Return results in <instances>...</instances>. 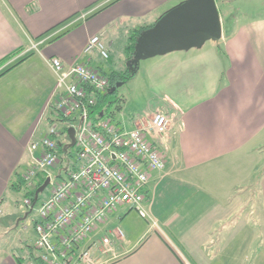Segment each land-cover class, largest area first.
I'll return each mask as SVG.
<instances>
[{"label":"crops","instance_id":"crops-1","mask_svg":"<svg viewBox=\"0 0 264 264\" xmlns=\"http://www.w3.org/2000/svg\"><path fill=\"white\" fill-rule=\"evenodd\" d=\"M101 1L0 0V60L22 49L0 70L24 58L0 76L1 220L7 194L15 190L11 184L32 158L31 143L55 118L59 87L51 57H60L65 67L81 60L98 64L95 56L83 55L91 36L104 31L113 47L109 33L154 22L171 4L105 0V8L95 10ZM221 19L219 41L144 58L148 68L155 65L166 100L146 112L171 117L166 168L149 180L146 232L135 240L120 237L112 213L94 233L93 239L109 235L113 241L106 253L93 252L100 264H264V12L245 20L235 15L228 26ZM208 51L215 71L207 85L182 87L192 69L208 67L196 63ZM206 171L227 177L209 181ZM0 264L18 262L10 254Z\"/></svg>","mask_w":264,"mask_h":264},{"label":"built area","instance_id":"built-area-1","mask_svg":"<svg viewBox=\"0 0 264 264\" xmlns=\"http://www.w3.org/2000/svg\"><path fill=\"white\" fill-rule=\"evenodd\" d=\"M104 35L103 31L91 36L83 55L107 59L111 47ZM50 61L59 87L54 92L53 111L64 121H59L60 126L51 122L30 145L35 165L21 174L26 187L34 190L33 183L39 178L50 177L51 191L32 208L36 210L34 256L16 253L15 257L23 258L19 264H36L35 258L44 264H100L93 250L109 251L113 241L109 235L93 239L99 226L122 205L139 210L142 216L147 214L144 204L151 199L150 177L166 168L164 151L171 117L154 110L141 115L130 128L109 115L94 120L90 109L97 95L110 87L105 67L102 71L97 64L82 60L65 67L58 56ZM72 126L76 151L75 156L70 152L67 157L60 146ZM57 164L60 167L56 172L53 168ZM34 178L38 180L34 182ZM25 199L31 207V199ZM120 234L123 237L122 231Z\"/></svg>","mask_w":264,"mask_h":264},{"label":"rangeland","instance_id":"rangeland-1","mask_svg":"<svg viewBox=\"0 0 264 264\" xmlns=\"http://www.w3.org/2000/svg\"><path fill=\"white\" fill-rule=\"evenodd\" d=\"M105 1V0H104ZM101 1L95 5V10L102 9L104 6L108 4V2ZM111 1V0H110ZM219 10L220 16H222L225 20V25H230L234 21L235 15L242 20L248 19L253 14H259L264 12V0H229V1H221L216 0ZM179 0H171V4L163 6V9L174 7L179 4ZM105 8V7H104ZM161 10L160 12L164 11ZM160 14V13H159ZM153 18V17H152ZM142 21V20H141ZM132 22H130L131 24ZM226 27V26H225ZM129 25L125 28L122 27L120 30H115L114 33H109V39L113 40L114 45L110 49L111 58L106 59L103 63V67L106 70H109L110 66L118 67L120 64H124V55L122 53L123 46L125 45L127 34H128ZM211 42L210 40L208 41ZM207 42V43H208ZM210 56L209 51L203 55L201 58L196 61L198 64L207 63L208 67H202L201 70L199 68L192 69L191 73L186 76H190V79L186 82L180 81L181 86L183 85L189 87L192 90V87L198 88L203 85L206 86L212 77L211 71H215L214 63L210 62L212 66H209ZM101 62V59L97 57L96 61ZM149 60V59H146ZM145 59L140 61L139 68V77L138 80H133V78L129 79L127 82H121L118 86L117 95L119 97V101L122 105L121 109L113 108V113H115V120L121 121L129 128L133 125V122L137 120L141 115L147 113L146 110L151 109L152 107H156L159 104H163L165 100L164 93H162V88H160L156 82L154 77L155 65H151V67L146 66ZM192 68V64L190 65ZM141 74V75H140ZM184 80V79H182ZM117 106V105H116ZM53 122V121H52ZM55 124L61 125V122L55 121ZM64 145L70 144V139L66 135L62 137ZM72 156H75V148L74 146L71 148ZM31 157V156H30ZM27 163V166L23 168L22 173L27 172L30 166H34L32 158ZM60 164H64L62 160ZM60 164L54 166L53 170L58 171ZM206 178L210 181L213 180L214 177H219V179L224 180L226 175L223 176V172L218 173L215 172H205ZM27 175V173L25 174ZM209 176H212L210 178ZM34 182L37 181V178L33 179ZM36 185V182L33 183ZM33 186V187H34ZM221 190L223 188H220ZM28 191V187L25 186L19 190H11L8 192V199L10 204L4 207L6 212L5 219H0V261L5 255H16V253H21L22 255L28 254V248L33 247V243L36 239V233L34 232V218L36 214L35 207L33 212H29V207L26 204L25 194ZM50 186H47L46 189L40 192V200L47 197L50 193ZM223 191V190H222ZM40 202V201H39ZM38 202V203H39ZM158 202V199H157ZM144 205L147 206L145 203ZM125 206L118 207L113 216L114 224L119 229V232H124V236L127 239H134L135 237L140 236L143 232H146L148 229V223L151 221L150 216H148V212L145 216H142L139 213V210L131 209L126 213L123 212ZM29 212V213H28ZM28 213V214H27ZM27 214V216H26ZM118 216V217H117ZM1 217V216H0ZM3 217V216H2ZM258 227V224H256ZM153 229V228H152ZM153 230H148L147 235L152 233ZM118 234L121 236V234ZM111 237V236H109ZM135 240V239H134ZM97 250V249H96ZM95 250H93L94 252ZM104 252V251H103ZM107 252V251H106ZM104 252V253H106ZM95 256V255H94ZM97 259V257H96Z\"/></svg>","mask_w":264,"mask_h":264},{"label":"water","instance_id":"water-1","mask_svg":"<svg viewBox=\"0 0 264 264\" xmlns=\"http://www.w3.org/2000/svg\"><path fill=\"white\" fill-rule=\"evenodd\" d=\"M222 35V19L216 0H183L161 15L154 25L140 32L135 42L133 56L127 59L126 66H129L133 74L138 71L139 62L144 58L173 50L196 48L202 46L207 39L219 41ZM69 137L75 142L73 126L69 128ZM49 182L50 177H47L39 185L29 212Z\"/></svg>","mask_w":264,"mask_h":264},{"label":"trees","instance_id":"trees-1","mask_svg":"<svg viewBox=\"0 0 264 264\" xmlns=\"http://www.w3.org/2000/svg\"><path fill=\"white\" fill-rule=\"evenodd\" d=\"M157 21V20H156ZM156 21L154 22H149V23H144V24H137L136 26L128 29V34H127V38H126V42L125 45L123 46V55H124V64H120L118 65V67H113L110 66L109 70L105 71V69H103V63L106 59H101V62H99L98 68H100L102 71H105L108 75V79L110 80V87L107 89V91H105V93L103 94H98L97 98H96V102L94 104L93 107H91L90 109V114H91V118L92 119H96V117L99 116H106L109 115L113 118H115V113H113V108L121 109L122 105L119 101V97L117 95L118 92V86H119V82H127L129 79L135 77L138 73V71H136L135 73L131 74L130 70H129V66H126V62L127 59L131 58L133 55V51L135 48V42L136 39L138 37V35L140 34V32L143 29L149 28V26H152L156 23ZM22 49H17L13 52H11V54H9L8 56H6L5 58L0 60V66L5 65V63L7 61H9V59H11V57L15 54H17L18 52H20ZM111 53L109 51V57L107 59L111 58ZM97 58V56H95ZM99 58V57H98ZM24 58L22 57L21 59L12 62L11 65L6 66L5 68H2L0 70V76H2L3 74L7 73V71L11 70L12 67H14L15 65L19 64L20 62H22ZM114 87H116L114 89ZM117 105V106H116ZM55 118L52 120L53 122L55 121H64L61 116H56L54 115ZM75 142H72L70 145H64V143L61 144L60 146V151H63L65 156L69 157L70 156V152H72L71 148L74 146ZM45 180V177H41L39 178V181L36 183V188L34 190H28L25 194V197H29L31 199V203H33L35 201L34 195H35V191L38 187H40L39 185L43 183V181ZM26 184V180L23 177V175L16 174V180L12 182L11 186L14 187L15 191L16 190H21ZM38 202L40 201V195L38 197ZM38 202L36 204H38ZM28 252L30 255L34 256L32 248H28ZM18 263L22 262L23 258H16ZM36 259V264H44L42 263L39 258H35Z\"/></svg>","mask_w":264,"mask_h":264}]
</instances>
